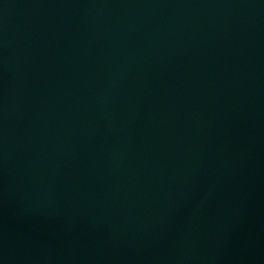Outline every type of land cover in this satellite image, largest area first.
Masks as SVG:
<instances>
[{
  "label": "water",
  "instance_id": "95a60500",
  "mask_svg": "<svg viewBox=\"0 0 264 264\" xmlns=\"http://www.w3.org/2000/svg\"><path fill=\"white\" fill-rule=\"evenodd\" d=\"M0 264H264V0H0Z\"/></svg>",
  "mask_w": 264,
  "mask_h": 264
}]
</instances>
